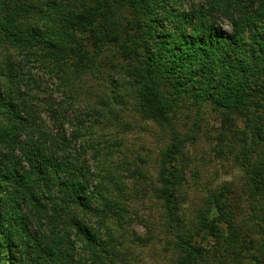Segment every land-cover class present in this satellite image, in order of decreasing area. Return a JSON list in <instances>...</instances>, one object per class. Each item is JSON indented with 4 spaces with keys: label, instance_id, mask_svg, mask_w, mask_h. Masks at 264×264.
Returning a JSON list of instances; mask_svg holds the SVG:
<instances>
[{
    "label": "trees",
    "instance_id": "obj_1",
    "mask_svg": "<svg viewBox=\"0 0 264 264\" xmlns=\"http://www.w3.org/2000/svg\"><path fill=\"white\" fill-rule=\"evenodd\" d=\"M246 1L51 0L44 9H30L14 0L13 17L4 19L2 11L8 10L0 4V264H71L56 240L46 241L30 228L37 214L39 230L46 222L58 236L55 205H64L71 225L92 245L93 262L112 263L107 257L111 243L103 244L101 234L78 216L90 212L102 222L125 217V209L98 193L90 171L70 156L76 140L67 138L65 122L60 120L57 137L42 125L39 112H22L23 63L16 52L68 81L104 52L132 51L142 117L173 127L181 101L173 98L171 85L180 89L192 83L195 93L215 98L220 106L224 138L232 125L255 134L264 112V0L255 10ZM15 12L31 16V23L18 20ZM222 16L229 19L231 32L219 27ZM187 137L173 131L159 171V194L175 219L181 208L175 192L185 169L173 160L184 155ZM244 154L242 168L253 192L264 199V156L251 161ZM229 192L225 187L212 193L192 226L178 230L172 264H264V203L255 202L249 222L238 221ZM252 230L257 239L250 237ZM209 233L216 238L214 247L198 242Z\"/></svg>",
    "mask_w": 264,
    "mask_h": 264
},
{
    "label": "rangeland",
    "instance_id": "obj_2",
    "mask_svg": "<svg viewBox=\"0 0 264 264\" xmlns=\"http://www.w3.org/2000/svg\"><path fill=\"white\" fill-rule=\"evenodd\" d=\"M20 1L30 9H44L51 0ZM189 1L196 5L208 0ZM261 1L246 2L255 10ZM0 4L8 10L2 11V18L13 17L14 0H0ZM14 15L31 23L27 14L15 12ZM218 23L223 31L231 32L229 19L222 16ZM87 48L90 49L88 45ZM4 50L7 49L3 53H8ZM16 56L23 63L22 112L40 113L43 118L40 123L57 137L64 121L67 138L76 140L71 143L70 156L90 171L92 185L98 193L125 209V217L119 220L111 218L102 222L90 212L78 216L101 234L103 244L113 246V252L107 256L113 259L109 264H172L178 230L191 227L204 202L221 188L230 189L238 221L249 222L247 216H251L255 202L264 203L253 192V182L241 165L247 162L246 151L251 161L264 156V112L259 114L261 119L255 134L245 135L242 124L232 125V131H227L228 138H224V116L215 98L195 93L192 83L180 89L171 85L170 93L183 105L176 110L173 127L160 126L139 113L132 51L104 52L96 62L77 69L68 81L61 80L34 57L25 59L18 52ZM47 112H61V115L53 118ZM66 112H69L67 119ZM175 130L188 136L184 155L173 160L175 166L185 169L183 185L175 192L181 205L179 219L170 215L166 201L159 194L163 188L159 179L163 153ZM55 208L60 226L55 230L58 236L52 235L54 225L49 226L45 221L43 231L39 230L36 212L32 213L36 215L31 230L46 237V241L56 240L71 264H95L93 247L82 239L76 225L75 228L71 225L70 212L64 205ZM239 225L245 226L242 222ZM210 234L198 242L214 247L216 238ZM249 235L258 238L255 230Z\"/></svg>",
    "mask_w": 264,
    "mask_h": 264
}]
</instances>
